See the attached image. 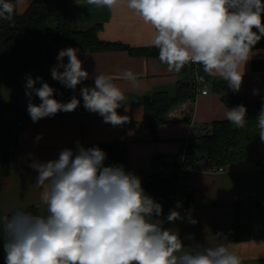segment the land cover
Listing matches in <instances>:
<instances>
[{
  "label": "clouds",
  "instance_id": "1",
  "mask_svg": "<svg viewBox=\"0 0 264 264\" xmlns=\"http://www.w3.org/2000/svg\"><path fill=\"white\" fill-rule=\"evenodd\" d=\"M86 2L110 10L125 5L154 29L151 44L159 50V61L167 71L178 74L186 65L197 64L207 76L220 78L237 93L244 67L264 38V0ZM14 8L13 0H0V19L11 20ZM78 51L61 49L51 69L52 79L72 90L89 79ZM121 78L138 87L131 70L123 71ZM197 78L203 79L199 74ZM37 83L41 86L36 87ZM57 91L42 77H26L27 112L33 123L80 106L76 96L66 103L53 98ZM80 92L83 107L99 114L104 123L115 127L128 122V116L117 112L126 97L110 75L96 72L94 86ZM33 95L41 101L39 105L32 102ZM246 113L244 105L226 108L225 119L243 128ZM256 121L264 142V106ZM106 158L98 146L85 149L77 141L75 153L65 148L56 160L30 165L38 173L36 186L43 189L46 212L34 214L19 207L11 216H0L5 264H241L223 242L208 247L195 242L185 245L177 232L165 229L163 221L156 219L162 215V205L145 193L141 178L123 165L105 166ZM182 219L175 209L167 216L168 222ZM214 237L225 239L221 233Z\"/></svg>",
  "mask_w": 264,
  "mask_h": 264
},
{
  "label": "crops",
  "instance_id": "2",
  "mask_svg": "<svg viewBox=\"0 0 264 264\" xmlns=\"http://www.w3.org/2000/svg\"><path fill=\"white\" fill-rule=\"evenodd\" d=\"M31 2L19 0L17 13L23 14ZM70 7L75 16L74 30L99 27L98 37L103 42L134 48L153 47L154 29L125 5L110 10L88 5L86 0H72ZM77 55L83 61L82 68L89 73V79L74 90L81 101L75 111H61L54 117L33 123L27 112L26 79L12 81L3 87L0 121L5 129L0 134V216H11L19 207L34 214H45L46 208L41 201L43 189L36 186L38 173L30 165L56 160L65 148L73 149L75 153L77 141L84 148L101 143L125 144L126 169L133 173L142 172L159 160L178 155L185 139L204 135L212 123L226 120V108H234L225 104L209 85L206 95L198 94L195 101L177 107L168 115V123L159 124L152 131L145 122L146 105L156 93L174 97L179 84L191 80L193 74L184 69L178 74L169 72L158 58L133 56L123 49ZM67 61L65 57L64 62ZM57 63L56 57L55 65ZM95 70L110 75L123 90L126 97L120 107L123 111L117 112L129 117L127 123L114 127L104 123L97 113H81L85 108L80 90L94 86ZM125 70H131L137 76L138 87L121 78ZM40 86L37 83L36 87ZM254 90H258V94H254ZM233 94L264 103V49H253L252 57L244 67L240 91ZM32 102L41 103L35 95ZM37 136L42 138L37 141ZM258 151L264 161V144L258 145ZM6 156L8 169L4 172ZM258 162L257 159L234 163L225 167L223 172L206 171L200 163L198 171L189 176L188 186L182 192L183 206L177 209L184 219L167 221L165 229L177 232L185 245L195 242L208 247L223 242L240 257L241 264H264V221L253 225L251 240L232 243L234 211L230 206L264 199V167ZM192 220L196 223H191ZM216 233H221L225 239L217 240ZM189 236L191 240L187 238Z\"/></svg>",
  "mask_w": 264,
  "mask_h": 264
},
{
  "label": "trees",
  "instance_id": "3",
  "mask_svg": "<svg viewBox=\"0 0 264 264\" xmlns=\"http://www.w3.org/2000/svg\"><path fill=\"white\" fill-rule=\"evenodd\" d=\"M71 1L32 0L26 11L18 14L16 0H13L15 5L13 18L0 19V99L6 84L25 80L30 75L33 79L37 76L42 77L44 82L54 85V89L58 90L54 93V97L58 101L65 103L70 101L73 96H76L74 90L66 88L51 77L55 58L61 49L68 47L78 49V53L123 49L128 50L133 56L158 58L159 50L155 47L134 48L101 41L98 37L99 27L86 31L74 30L75 16L71 11ZM254 49H264V38L255 45ZM183 69L192 74L196 70L199 74L205 75L208 84L220 95L225 104L234 107L244 105L247 109L246 123L243 128L238 129L227 120L217 121L212 123L211 129L204 135L188 138L189 150L186 153V163L196 168L203 163L206 171L257 159L258 164L262 166L263 160L258 151V145L264 142L258 136L256 117L264 103L234 95L225 81L207 76L200 65L189 64ZM197 89L198 86L192 77L191 80L179 84L174 97L167 93L154 94L152 101L145 107V122L150 130L154 131L157 125L168 123V115L177 107L186 102L195 101ZM117 111L122 112L123 109L119 108ZM81 113L95 114L86 109H81ZM4 129L0 121V134ZM94 146H98L107 153L105 166L123 165L126 168L127 147L125 144L101 143L86 146L85 149ZM178 155L173 158L178 160ZM8 160L6 156L4 172L8 169ZM162 161L159 160L156 164ZM136 175L141 178L145 193L162 205V215L156 219H166L173 205L171 195L175 191L174 177L160 174L146 175L145 171L137 172ZM179 203L182 207V192ZM230 207L234 211L232 243L251 240L253 225L264 221V199L237 203ZM3 244L4 235L0 230V264H5Z\"/></svg>",
  "mask_w": 264,
  "mask_h": 264
},
{
  "label": "built area",
  "instance_id": "4",
  "mask_svg": "<svg viewBox=\"0 0 264 264\" xmlns=\"http://www.w3.org/2000/svg\"><path fill=\"white\" fill-rule=\"evenodd\" d=\"M197 64H195L196 66ZM197 74H199L196 70L193 74V80L195 81L196 85L198 86V94L206 95L208 93V87L209 84L207 82V78L203 74H199V76L203 77L202 80L197 78ZM197 94V95H198ZM208 132L210 129H206ZM188 138L185 139L183 147L181 152L179 153L178 157L179 159L176 160V158H169L165 159L160 163L155 164L153 167L145 171L146 175H152V174H160V175H168L172 176L175 179V191L171 195V200L173 202V205L171 207V210L177 208V203L179 202L181 192L188 186L189 182V176L193 174L194 172H197L198 169L193 166H189L186 163V153L188 152ZM262 166L264 167V161L262 163ZM225 168H215L211 170L212 172H223ZM125 171H128L125 168ZM136 174V173H135ZM163 221V227L165 228L167 223V218L162 220Z\"/></svg>",
  "mask_w": 264,
  "mask_h": 264
}]
</instances>
